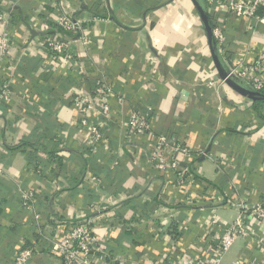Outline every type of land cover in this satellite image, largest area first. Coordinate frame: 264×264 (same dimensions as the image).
I'll use <instances>...</instances> for the list:
<instances>
[{"label": "crops", "instance_id": "0c3cea01", "mask_svg": "<svg viewBox=\"0 0 264 264\" xmlns=\"http://www.w3.org/2000/svg\"><path fill=\"white\" fill-rule=\"evenodd\" d=\"M168 1L0 0L10 39L0 59V84L10 89L0 97V264L24 248L33 252L27 264H60L57 245L82 216L104 264H199L240 212L252 230L220 264H264V220L248 216L264 203V101L218 79L200 19ZM263 11L226 26L227 59L264 56ZM55 13L77 15L82 28L52 67L39 40ZM97 86L110 88L111 119L90 145L74 101ZM145 105L154 135L196 153L178 160L182 185L151 168L147 139L126 132L130 111ZM88 107L95 120L97 104ZM19 189L34 191L31 212Z\"/></svg>", "mask_w": 264, "mask_h": 264}, {"label": "built area", "instance_id": "2783aa9c", "mask_svg": "<svg viewBox=\"0 0 264 264\" xmlns=\"http://www.w3.org/2000/svg\"><path fill=\"white\" fill-rule=\"evenodd\" d=\"M99 5L104 6L105 0H99ZM207 10L215 16L212 27V39L215 48L222 55L224 63L227 65L229 76H233L246 84L250 89L260 91L264 89V56H258L251 63L230 61L224 56L226 47V26L238 17L258 18V10H264V0H205ZM264 18V11L262 14ZM98 18H94L97 20ZM42 26L45 31L39 40V45L46 51V58L52 62V67L56 63L64 60L67 40L70 35L79 33L82 28V20L75 14L55 13L46 19ZM8 20L0 12V59L5 58L10 51V39L6 32ZM5 26V27H4ZM54 31H50L51 29ZM87 44L83 40V45ZM109 87L97 86L94 95H81L75 97L74 105L79 116V131L89 134L90 145L92 142L98 144L103 141L105 129L110 122L111 113L107 95ZM10 89L6 83L0 84V97L8 99ZM97 104L95 120H91L87 115V107ZM89 106V107H90ZM88 107V108H89ZM152 108L145 105L139 110L130 111L125 122L126 132L130 135L143 136L151 143V168L159 172H171L179 184H183L187 178L184 169L178 165L181 158H191L196 153L182 141L168 134L154 135L151 132L150 119ZM116 165V162L113 164ZM19 203L22 209L31 212L35 202L33 190H18ZM232 206L237 205L235 202ZM248 216L254 221L264 220V203L258 204ZM35 218V217H33ZM244 212H240L233 226L225 229L218 239L213 249V255L206 262L199 260V264H220L224 252L230 247L239 236H245L252 230V226L244 225ZM91 220L82 216L71 222L68 236L57 245L60 264H104V260L97 257V253H104L97 248L96 240L91 231ZM30 248L20 249L12 258L11 264H27L32 257ZM191 260L185 257L179 260L178 264L190 263ZM193 262V260H192ZM191 262V263H192ZM235 264H240L236 261Z\"/></svg>", "mask_w": 264, "mask_h": 264}, {"label": "water", "instance_id": "95a60500", "mask_svg": "<svg viewBox=\"0 0 264 264\" xmlns=\"http://www.w3.org/2000/svg\"><path fill=\"white\" fill-rule=\"evenodd\" d=\"M169 0L168 2H170ZM192 6L194 7L195 11L197 12L200 22L202 24V28L207 39V43L209 46L210 56L214 65V68L217 73V77L220 81H222L226 86H228L231 90L243 96L253 102L255 101H262L264 100V94L260 91L252 90L244 82L241 80L229 76L227 72V68L221 61L219 55L216 52V48L213 45L212 39V27L207 17V13L205 11L204 6L199 2V0H190ZM186 93V92H183Z\"/></svg>", "mask_w": 264, "mask_h": 264}, {"label": "rangeland", "instance_id": "374dc122", "mask_svg": "<svg viewBox=\"0 0 264 264\" xmlns=\"http://www.w3.org/2000/svg\"><path fill=\"white\" fill-rule=\"evenodd\" d=\"M181 3H183L184 5H182ZM169 4L176 6V8H190V12H189L190 20H191V17H194L195 21L197 23H200L199 22V16H198V14H196L197 12L195 11L194 7L192 6L190 0H171L169 2Z\"/></svg>", "mask_w": 264, "mask_h": 264}, {"label": "trees", "instance_id": "16d2710c", "mask_svg": "<svg viewBox=\"0 0 264 264\" xmlns=\"http://www.w3.org/2000/svg\"><path fill=\"white\" fill-rule=\"evenodd\" d=\"M199 2L204 6L205 11L207 13L208 20L210 22V25H211V27H213L214 22H215V16L213 14H211V13L208 12L207 5L205 3V0H199ZM213 45L215 46V43L214 42H213ZM260 92L264 94V89L260 90ZM262 101H264V100H262Z\"/></svg>", "mask_w": 264, "mask_h": 264}]
</instances>
